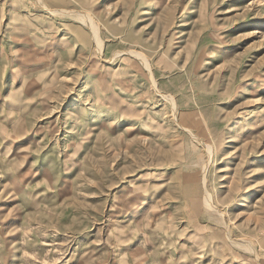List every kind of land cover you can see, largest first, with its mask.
<instances>
[{
  "label": "rangeland",
  "instance_id": "1",
  "mask_svg": "<svg viewBox=\"0 0 264 264\" xmlns=\"http://www.w3.org/2000/svg\"><path fill=\"white\" fill-rule=\"evenodd\" d=\"M0 264H264V0H0Z\"/></svg>",
  "mask_w": 264,
  "mask_h": 264
},
{
  "label": "bare ground",
  "instance_id": "2",
  "mask_svg": "<svg viewBox=\"0 0 264 264\" xmlns=\"http://www.w3.org/2000/svg\"><path fill=\"white\" fill-rule=\"evenodd\" d=\"M83 18V17H82ZM215 206V205H214Z\"/></svg>",
  "mask_w": 264,
  "mask_h": 264
}]
</instances>
